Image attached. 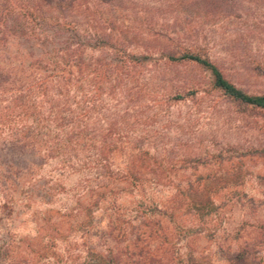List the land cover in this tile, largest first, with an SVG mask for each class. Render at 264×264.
<instances>
[{
  "label": "rangeland",
  "instance_id": "374dc122",
  "mask_svg": "<svg viewBox=\"0 0 264 264\" xmlns=\"http://www.w3.org/2000/svg\"><path fill=\"white\" fill-rule=\"evenodd\" d=\"M73 2L60 16L42 2L45 31L37 17L24 23L27 34L4 40L0 30V70L24 79L36 60L68 62L100 147L116 127L112 173H132L137 184L89 197L81 173L29 158L20 132L0 138V264L109 255L126 264L149 253L171 264H264V108L227 97L195 63L166 61L196 52L235 86L264 93V0ZM56 16L67 27L53 33L46 24ZM35 166L65 186H45L36 200L12 193Z\"/></svg>",
  "mask_w": 264,
  "mask_h": 264
},
{
  "label": "trees",
  "instance_id": "16d2710c",
  "mask_svg": "<svg viewBox=\"0 0 264 264\" xmlns=\"http://www.w3.org/2000/svg\"><path fill=\"white\" fill-rule=\"evenodd\" d=\"M73 1L0 0V30L3 29L5 35L2 38L6 40L9 35L17 37L27 34L24 23L31 22L36 17L40 18L36 25L45 31V28L41 26L42 22L43 24L48 22L42 15L44 9L55 11L60 16L64 9L73 7ZM42 2H45L44 6L47 8L44 6V9L42 8ZM59 16H56L54 21L47 23L46 29L50 28L49 30H52L53 33L63 31L64 27H67V23L65 20H59ZM31 27L33 28L32 25ZM36 61L39 64L36 66L35 63L31 64L28 68L32 78L9 79L10 74H4L0 70V138L15 141L17 140L15 134L20 132L21 137L18 142L21 143L20 147H30L29 158L43 160L45 163L54 162L63 171L81 173L82 178L87 182L82 187V191L88 193L89 197L99 193V189H102L100 194L103 195L106 192L110 193L124 188L127 182L137 184L132 173H116L117 175L112 173L109 155L115 150L114 133L116 131L114 128L116 127L108 125L102 135L105 145L100 147L101 140L100 137L98 138V132L91 127L94 123L86 122L88 115L83 108L82 81L70 80L72 71L68 69V62H58L56 59L48 60L41 65L40 60ZM49 61L55 62V64H51ZM166 61L168 63H195L209 71L212 86L227 97L254 108H264V93L249 94L235 86L207 56L189 51L180 54L168 53ZM191 93H194V90L187 91L185 94L176 93L173 98L183 99L185 95ZM58 95L62 98L60 103H57ZM93 102L94 99L90 109L94 108ZM20 149L22 150V148ZM32 170L35 172L29 173V177H25L24 173L20 174L17 184L12 187V193L19 192L32 197L35 192L44 195L45 186L50 188L59 186L60 189L65 186L62 180H56L57 184L50 183L48 178L40 175L36 166ZM93 175L94 177H92ZM93 179L96 180V184L88 185ZM117 183L124 185L121 187ZM95 201L96 199L92 200V202ZM77 203L81 207L84 206L80 199L77 200ZM166 210L164 209L162 212L171 218L172 211ZM172 261L173 258L164 260L162 257L156 258L155 255L149 253L126 264H171ZM98 262L100 263L97 264H118V261H114L113 255Z\"/></svg>",
  "mask_w": 264,
  "mask_h": 264
}]
</instances>
